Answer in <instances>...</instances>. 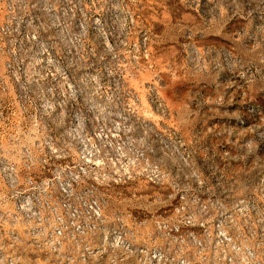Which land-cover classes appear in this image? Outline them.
Here are the masks:
<instances>
[{
	"label": "rangeland",
	"instance_id": "374dc122",
	"mask_svg": "<svg viewBox=\"0 0 264 264\" xmlns=\"http://www.w3.org/2000/svg\"><path fill=\"white\" fill-rule=\"evenodd\" d=\"M0 21V264L120 255L96 231L45 244L77 175L144 264H264V0H19Z\"/></svg>",
	"mask_w": 264,
	"mask_h": 264
},
{
	"label": "built area",
	"instance_id": "2783aa9c",
	"mask_svg": "<svg viewBox=\"0 0 264 264\" xmlns=\"http://www.w3.org/2000/svg\"><path fill=\"white\" fill-rule=\"evenodd\" d=\"M15 2H19V0H0V10L7 12L13 8ZM3 33L4 26L0 21V38H3ZM79 169L84 171L82 167ZM99 185L100 182L89 184L79 175L57 182L58 195L55 197L48 195L45 201L44 209L48 215L47 225H43L45 244L49 248L59 251L65 243H69L77 247L81 246L80 249L84 252L87 248L85 249L86 245L82 244L83 236L96 231L103 236L104 243L102 246L107 244L111 248H119L120 255L139 254L140 260L137 264H144L146 244L136 245L135 225L118 216L113 218L111 222L113 225H107L99 195ZM29 203H31L29 199L20 200L18 207L35 215L34 212L30 211L31 206L25 207ZM37 212L41 214L39 210ZM97 247H100V244ZM101 252L102 250L96 252L98 257H100ZM120 255L111 256L110 263L118 264V262L125 260Z\"/></svg>",
	"mask_w": 264,
	"mask_h": 264
}]
</instances>
